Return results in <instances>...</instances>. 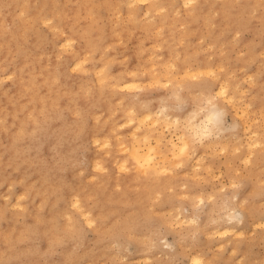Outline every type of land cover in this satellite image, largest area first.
Wrapping results in <instances>:
<instances>
[{"label":"rangeland","instance_id":"374dc122","mask_svg":"<svg viewBox=\"0 0 264 264\" xmlns=\"http://www.w3.org/2000/svg\"><path fill=\"white\" fill-rule=\"evenodd\" d=\"M182 2L0 0V264H264V0Z\"/></svg>","mask_w":264,"mask_h":264},{"label":"bare ground","instance_id":"6f19581e","mask_svg":"<svg viewBox=\"0 0 264 264\" xmlns=\"http://www.w3.org/2000/svg\"><path fill=\"white\" fill-rule=\"evenodd\" d=\"M182 1L185 3V5H186V3L189 2V0H182ZM134 2H136V0H126L127 6L129 7L130 11H133L134 10V5H138L137 3L135 4ZM27 6L28 5H26L25 8H24L25 10H28ZM153 8L157 10V8H155V3H153V2H149L146 5L147 12H150L149 10H151ZM147 12L145 11V14ZM37 16H39L38 12L36 13L35 17H37ZM42 22H46V21H42ZM49 23L51 24V22H49ZM45 24H48V22H46ZM57 31H58V29H57ZM59 32H62V31L59 30ZM68 44L70 45V42L67 43V45ZM61 45H63V44H61ZM64 46L65 45H63V47ZM61 48H62V46H61ZM81 67H83V66H81ZM100 73H101V76H99ZM104 73L105 72L102 73V71L99 72L98 77H102V74H104ZM102 80L105 81L104 80V77L102 78ZM130 82H133V81H130ZM100 84L101 83H99V85ZM113 85H115V83ZM159 113H160V111H159ZM194 116H196V115H194ZM218 116H219V114L217 113V111H213V112H210L208 114V116H206V119H201L202 120L201 122H199V121L198 122H196V121L194 122V120L191 119V121H190L191 123L190 122L189 123L192 126H194V129L196 130V129H199L200 128L199 126H200V124L202 122H203V125L206 122L208 124V123H210L209 120L212 121V119H215ZM150 117H151V114L149 112L147 114V117H146L148 120L154 122V124H156L159 121L157 118L153 119L154 120L153 121V120H151L152 118H150ZM167 117L169 118V115ZM129 120H131V119H129ZM127 121H126V123L125 122L124 123L125 124H128ZM246 122H244V123H246ZM130 123H132V121ZM191 125H189V126H191ZM204 126H206V125H204ZM207 126L205 128H208L209 131L206 130L205 132L207 133V131H208V133L210 134V132H211L210 130H211L212 127H207ZM139 128H141L139 125H137L136 127H134L135 131H133L128 138L123 139V140L119 139L118 141H115L114 142V146L112 148H109V151H106V152H109L111 154L110 159H112L114 161L115 160H118L117 165L120 164V165H118V167L120 166L121 169H129V172L127 174L128 175L127 177H128L129 180H131V181L132 180L133 181L134 180L141 181V178H144L143 179V181H144L145 180V177H151L150 182L149 183H146V184L149 185V187L151 189H157L161 185L168 183V180H166V179L164 180L163 177L160 176L163 171L168 170V166L164 164V163H167L165 160L168 159V152L170 151L171 153L173 152L172 154H174V155H176V154L179 155L178 153L181 152V150L186 145H188L189 142L187 141V139H184V137L181 136L180 138L183 139L182 140V143L183 144H182L181 147H179L178 143H175L171 138L170 139L164 138L165 135H164V133L162 131L157 136V138L155 139V144H153L152 143L153 141H151V139H152L151 137L154 135V131L152 130L153 127H152V129L150 127H145V128H142L139 131H136V129H139ZM205 128H203V129H205ZM243 128H246L245 125L243 126ZM203 129H201V130L203 131ZM201 130H198V131L201 132ZM205 132L204 133H200V134L202 136L204 134L206 135ZM201 135H200V138H201ZM254 142H255V140H254ZM257 142H259V141H256L255 143H257ZM103 143L106 144V145L110 144L109 139H105ZM121 144H124V145L121 147ZM144 146H146V147H144ZM160 147H165V150L161 151V148ZM121 150L122 151H125V153L119 155V153H117V152H120ZM100 166H101L100 168L103 167L102 165H100ZM74 202L76 203L75 205H77L80 201H78L77 198H76V200ZM78 206H80V204ZM230 216H232V215H230ZM230 219H231V217H230Z\"/></svg>","mask_w":264,"mask_h":264}]
</instances>
